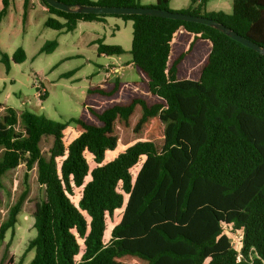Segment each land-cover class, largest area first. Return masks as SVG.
I'll list each match as a JSON object with an SVG mask.
<instances>
[{"label": "trees", "instance_id": "obj_1", "mask_svg": "<svg viewBox=\"0 0 264 264\" xmlns=\"http://www.w3.org/2000/svg\"><path fill=\"white\" fill-rule=\"evenodd\" d=\"M40 1L49 14L45 26L57 31L72 32L81 21L109 16L132 21L131 63L141 82L116 77L92 86L90 97L105 103L96 108L88 100L82 116L67 123L6 108L0 120V189L4 177L22 165L26 181L36 171L41 189L31 210L36 235L22 259L33 251L28 264H264V55L204 24L68 13ZM57 1L142 6L141 0ZM206 2L191 0L180 12L213 19L264 47V0H233L231 13L207 12ZM9 6L10 0H0V23ZM152 7L173 11L169 0ZM199 46L208 49L202 64L190 78H179ZM56 47L49 41L41 52ZM97 51L125 54L103 40ZM25 60L21 47L1 58L8 72ZM117 95L123 100L115 101ZM138 109L133 128L145 130L147 139L118 153L117 128L130 127ZM71 130L75 137L67 143L65 132ZM160 135L158 147L149 138ZM46 137L53 138L47 154L41 146ZM29 195L26 188L0 222V245L9 231L15 234ZM115 213L120 217L104 241L107 217ZM225 227L242 232L240 250Z\"/></svg>", "mask_w": 264, "mask_h": 264}, {"label": "rangeland", "instance_id": "obj_2", "mask_svg": "<svg viewBox=\"0 0 264 264\" xmlns=\"http://www.w3.org/2000/svg\"><path fill=\"white\" fill-rule=\"evenodd\" d=\"M48 18L47 9L40 0H37V3L29 1L26 7L24 0H10L7 14L0 23V120L6 114V108H12L18 111L17 113L29 111L34 115L63 123L82 116L84 103L88 100L89 104L99 108L104 100L90 97L88 89L99 84L102 79L99 74L109 62L125 66L123 71L109 79L110 81L114 82L115 78L119 77L122 83L141 82L139 73L131 63L132 21L109 16L105 18L106 22L105 19L81 21L74 31L63 32L46 27L45 22ZM99 40L109 45H120L125 54L110 59L99 55L97 51ZM49 41L57 42L56 49L51 53L41 52L43 45ZM20 47L26 52V60L12 64L8 72L1 62L2 54L7 53L12 56ZM207 50L206 46H199L196 53L181 66L179 78H190L191 70L202 64ZM36 83H39L40 87H37ZM137 90L140 94L146 93L144 86H139ZM114 100L122 101V95H117ZM139 113L138 109L130 127L117 128L120 143L118 153L137 141L147 139L145 130L135 133L133 128ZM65 136L68 143L75 137V133L72 130L66 131ZM149 139L159 147L164 138L160 135ZM52 144V137H46L42 141L41 146L45 154L49 152ZM115 154L111 155L114 157ZM112 156L110 159L113 158ZM88 160L93 165L91 159ZM138 167L133 169V172L136 173ZM25 174V167L23 165L18 167L4 177L5 189H0V222L7 217L9 207L15 203L21 193L26 188L30 190L15 234L12 235L9 231L5 241L0 245V264H28L34 256L32 251L22 259L29 240L36 235L31 210L41 189L36 182L35 170L29 172L28 181L25 180ZM79 195L80 190H76L72 197L75 203L78 202ZM119 217L118 213L107 217L104 241H108ZM225 233L229 235L233 247L240 250L242 232L225 227Z\"/></svg>", "mask_w": 264, "mask_h": 264}, {"label": "water", "instance_id": "obj_3", "mask_svg": "<svg viewBox=\"0 0 264 264\" xmlns=\"http://www.w3.org/2000/svg\"><path fill=\"white\" fill-rule=\"evenodd\" d=\"M50 6L59 9L68 13H82V14H100V15H146V16H155L172 20H181L187 22H193L198 24H204L212 28L217 29L218 31L224 33L231 39L239 42L240 44L255 50L260 55H264V47L259 46L258 44L250 41L249 39L238 34L231 28L226 25L219 23L213 19L195 16L192 14L167 11L154 8L152 6H140V7H120V6H84L76 5L72 6L57 0H45Z\"/></svg>", "mask_w": 264, "mask_h": 264}, {"label": "crops", "instance_id": "obj_4", "mask_svg": "<svg viewBox=\"0 0 264 264\" xmlns=\"http://www.w3.org/2000/svg\"><path fill=\"white\" fill-rule=\"evenodd\" d=\"M29 1H31L32 3H37V0H29ZM155 4H156V0H141L142 6H154ZM190 4H191V0H169L170 9L173 11H177V12H180V11L188 8L190 6ZM205 8H206L207 12L223 11L225 13H231L233 10V0H207ZM37 9H38V7H37ZM42 10L45 11L44 9H42ZM106 21L107 20L105 19L104 22H106ZM101 56L106 57L108 59L112 58V57H108V56H104V55H101ZM108 65L122 66L123 69L125 67L122 64L116 65L113 62L106 63L105 66L102 68L101 74H99L102 76V79H101V81H99V83H101L105 80L112 79V77H114V76H111L108 74V70H107ZM1 106H5V105H1ZM4 108H6V107H4Z\"/></svg>", "mask_w": 264, "mask_h": 264}, {"label": "built area", "instance_id": "obj_5", "mask_svg": "<svg viewBox=\"0 0 264 264\" xmlns=\"http://www.w3.org/2000/svg\"><path fill=\"white\" fill-rule=\"evenodd\" d=\"M107 70H108V74L111 76H116L117 74H120L123 71V67L122 66H111L108 65L107 66ZM37 87H40L39 83H36Z\"/></svg>", "mask_w": 264, "mask_h": 264}]
</instances>
